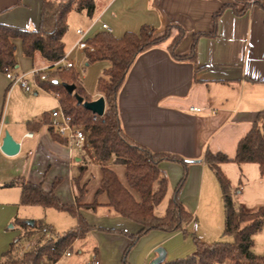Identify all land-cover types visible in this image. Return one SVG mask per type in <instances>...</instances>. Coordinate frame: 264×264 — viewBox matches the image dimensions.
<instances>
[{"label": "crops", "instance_id": "1", "mask_svg": "<svg viewBox=\"0 0 264 264\" xmlns=\"http://www.w3.org/2000/svg\"><path fill=\"white\" fill-rule=\"evenodd\" d=\"M234 2L95 0L93 16H89L86 10L73 11L86 14L89 18L85 26L76 28L78 38V28L88 29V39L100 31H108L103 24H108L110 32L116 37H122L128 31L139 32L145 24L154 26L160 34L167 25L178 24L186 30V34L176 53L187 54L196 34L214 32V14L227 3ZM41 5L42 0H0V22L36 29L40 22ZM239 7L242 5L239 4ZM69 18L70 15L68 29ZM177 32L176 27L172 28L171 38L137 57L119 92L118 106L123 129L131 139L152 151L175 153L192 160L188 164V176L181 192L183 204L195 215L188 230L197 220L196 213L200 216L201 210H204V216L211 219L215 216L217 203L223 202L224 205L220 183L205 160L206 153L221 152L233 159L240 140L255 124H264V119L259 118L260 112L264 111V10L253 5L243 14H237L232 7H226L217 20L216 31L198 37L195 60H179L170 53L168 45ZM67 33L68 30L64 36L66 53L69 57L82 53L86 61L84 50H72L73 47L67 50ZM15 43L16 72L25 73L31 67H38L34 61L40 53L34 57L24 55L30 63L25 68L21 67L25 61L18 53L19 50L23 52L22 41L16 39ZM39 58L43 62L41 67L50 66L42 57ZM109 66L108 60H98L84 69V74L80 76L81 84L92 100L102 96L98 90V79ZM59 104L46 91H26L19 84L12 85L6 73L0 71V261L14 244L17 252L23 253L34 251L48 240L56 239L54 224L49 219L53 212L67 218L72 225L69 229L77 225L76 217L66 210L22 204V182L41 183L46 191L55 188L62 202L75 204V178L79 175V167L87 163L88 170L81 179V184L86 185L84 201L94 200L102 172L93 149L76 151L72 158L66 140L55 138L48 125L37 129L27 126L29 121L42 122L47 116L50 122V113ZM6 131L21 145L15 155H7L1 149ZM27 133L33 136H27ZM111 166L124 179L123 166ZM160 167L169 179L166 195L169 202L184 168L181 163L172 161H164ZM221 168L231 181L237 205L249 210L264 206V174L260 173L257 164H238L231 160L222 163ZM236 175L239 176L237 183L234 182ZM98 200L102 205L96 209H82L94 228L84 238L76 240L72 248L90 234L106 243L100 244V248L93 247V264H112V256L114 263L120 264L117 260L131 240L125 233L116 230L136 233L140 225L111 211L105 205L108 202L106 193L99 195ZM41 212L46 219L44 223L50 226L48 232L42 231V228H26L17 221H39L42 219L39 217ZM112 229H116V233L108 232ZM27 231L31 234L26 235ZM262 231L254 236L253 250L256 253L257 238ZM146 235L144 244L133 249L130 259L134 264H152L160 258L176 259L196 252L195 245H191L188 239L184 240V249L179 252L167 246L182 235L181 231L152 230ZM45 262L53 261L46 259Z\"/></svg>", "mask_w": 264, "mask_h": 264}, {"label": "trees", "instance_id": "2", "mask_svg": "<svg viewBox=\"0 0 264 264\" xmlns=\"http://www.w3.org/2000/svg\"><path fill=\"white\" fill-rule=\"evenodd\" d=\"M238 1L242 3V7L236 2L227 3L214 14V32L217 20L226 7H232L235 13L243 14L252 6L250 0ZM254 5L264 10V0H255ZM95 8V0H42L38 28L28 29L0 22V71L4 73L17 71L16 39L22 41L25 56L34 57L36 53H40L50 64L46 71L47 79L41 81V85L47 90L57 92L65 112L88 132L89 144L100 162L102 172L92 202L84 201L86 185L81 184V179L88 170L87 163L79 167V175L75 178L77 187L75 204L62 202L55 188L46 191L41 183L22 182V204L66 210L76 217L77 225L58 235L56 239L48 240L34 251L18 253L16 245H12L4 253L0 264H45L46 259L52 261L60 259L76 240L84 238L94 228L82 213V209H96L102 205L98 196L103 193L108 196L105 205L111 211L140 225V230L136 233L112 229L125 233L131 240L124 251L123 264H130L128 255L131 249L141 236L152 230L181 231L183 234H189L187 227L194 220L195 215L183 204L181 192L188 176V164L192 160L175 153L152 151L131 139L122 126L118 95L137 57L171 38L172 28L176 27L178 32L173 36L168 49L172 56L179 60H195L198 37L214 32L196 34L191 50L187 54L176 53L178 44L186 34V30L178 24L167 25L162 34L158 33L154 26L145 24L139 32L128 31L122 37H116L109 31H100L94 37L88 38L87 41L96 48L85 49L86 65L98 60L110 62V66L98 79V90L106 101L105 112L99 116L77 101L75 93L81 95L85 101L92 100L81 84L80 73L74 68L52 69L66 54L64 36L68 30L70 13L73 10H86L89 16H93ZM64 82L76 84L75 93L70 94L63 85ZM259 118L264 119V111L260 112ZM43 125H48L53 136L59 138L54 133L48 116L42 122L27 123V126L33 129ZM205 160L215 171L220 183L225 211L224 235L232 236L233 241L206 242L192 233L196 246L194 254L174 260L164 258L156 264H264V255L257 254L253 250L254 236L264 227V206L249 210L237 205L231 190V181L221 168L222 163L231 160L238 164L255 163L260 173L264 174V124L261 126L255 124L240 140L233 159L225 153L208 151ZM164 161L181 163L184 172L169 199L165 213L160 216L156 213V208L165 199L169 188V179L160 167ZM111 164L123 166L124 179ZM17 221L26 228L50 229V226L41 221L35 220L33 223L24 219ZM29 234L31 231L26 232V235Z\"/></svg>", "mask_w": 264, "mask_h": 264}, {"label": "rangeland", "instance_id": "3", "mask_svg": "<svg viewBox=\"0 0 264 264\" xmlns=\"http://www.w3.org/2000/svg\"><path fill=\"white\" fill-rule=\"evenodd\" d=\"M235 2L238 5L239 4L242 5V3L238 0H235ZM250 2L252 3V0H250ZM88 21H89V18L86 16V14H82V13L74 12V11L70 14L69 29H68V33H67L66 40H65L67 43V50H70L73 47V45L76 43V41L79 39L77 37V34H76V28L79 25L85 26L88 23ZM20 51L21 50H19V52H18V53H20L19 54L20 59L25 60L24 63L21 65V67L25 68V66H27V63H30L29 62L30 60H27L25 58L23 52H20ZM39 57H42V56L41 55L38 56L36 58V60L34 61L35 66H38V67H31L29 69V71L32 68H36V69L43 68V67H41L43 62L41 61V58H39ZM42 59H44V58L42 57ZM69 60H72L75 62V67H72V68H74L76 71L81 73L80 76L84 74V69H88L89 65L88 66L86 65L85 56L82 53H74L72 56L70 55ZM45 67L48 68L49 66H45ZM56 68L58 69V66L55 68H52V69L54 70ZM27 72H28V70H27ZM80 126H82V125H80ZM89 149H92L90 144H88L87 147L85 149H83V151L86 152ZM235 178L236 179H234V180H236V181H234V182L237 183L239 176L236 175ZM168 198L169 197L166 196L165 199L163 200V202L156 208V213L158 215L161 216L164 214V212L167 208V205H168ZM41 211H43V210H41ZM204 213H205L204 210H201L200 216H198V214L196 213L197 220L193 224L192 228L188 229L189 234H183L181 232L182 235L178 236V238H174L170 243H168L167 246L168 247H174L179 252L180 249H182V248L184 249V245H185L184 240H186V239H188V241L191 245H193V244L195 245L192 233H195L201 240L206 241V242H214V241H229L230 242V241H233L232 236L224 235L225 211H224L223 202L217 203L216 210H214L215 216L212 217L211 219H208L207 217H205ZM39 214H40L39 217L42 218L40 220H43L41 222L44 223V221L46 219L44 217H42L43 216L42 212ZM49 219H51L53 224H54L55 229L54 230L52 229V230H53V234L55 233L56 236L62 234L63 232H65L66 230H68L72 226L68 223L67 218H64L59 213L57 214V212H53V214H50ZM108 232L116 233L114 230H111ZM145 237H147L146 234L141 236L138 243L131 249V251L128 255V262L130 264H134L130 259V257L132 256V254L134 252L133 249H135L136 247H140L142 245V243L144 244L143 241L146 239ZM100 244L105 245L106 243L103 240L101 242V240H99L96 236H92L89 234L87 239H83L82 241L75 244L73 246V248L71 247L70 249H68L72 252L71 256H66L63 254L64 257L62 258L61 263L62 264H92L95 261V252H94L93 247L95 246V247L100 248ZM195 248H196V246H195ZM256 249H257V253L258 252H264V231H262L261 234L259 235V237L257 238ZM258 254L264 255V253H258ZM111 259L113 262L112 264H115L114 263L115 262L114 256H112ZM174 259L175 258L170 259V260H174ZM151 261L152 260H150L149 263H151ZM117 262L120 264H123V255L121 257H119V260H117ZM45 264H52V262H50V263L45 262Z\"/></svg>", "mask_w": 264, "mask_h": 264}, {"label": "built area", "instance_id": "4", "mask_svg": "<svg viewBox=\"0 0 264 264\" xmlns=\"http://www.w3.org/2000/svg\"><path fill=\"white\" fill-rule=\"evenodd\" d=\"M254 0H252V6L254 5ZM103 27L109 32L111 28L108 24H103ZM77 33L79 39L76 41L74 48L79 50L90 49L95 50V46L87 41L88 29L78 28ZM57 67H75V62L69 60V53H66L65 56L55 63ZM47 68L36 69L32 68L30 71L25 73L17 72H8L6 73L7 78L11 81L12 85L19 84L26 91H46L54 96L59 102V94L55 91L47 90L41 85V81L47 79ZM193 110H198L193 108ZM50 123L53 127L54 132L61 138L65 139L68 145L69 153L72 158L75 156L76 151H81L87 147L89 144L88 132L82 126L75 123L70 115H68L63 109L61 103L58 108L54 109L50 113ZM27 136L32 137V133H27ZM42 231L48 232L46 227L42 228ZM71 251L67 250L64 255H70ZM52 264H62L61 259L52 262ZM93 264V263H92Z\"/></svg>", "mask_w": 264, "mask_h": 264}, {"label": "water", "instance_id": "5", "mask_svg": "<svg viewBox=\"0 0 264 264\" xmlns=\"http://www.w3.org/2000/svg\"><path fill=\"white\" fill-rule=\"evenodd\" d=\"M63 85L67 89V91L70 94L75 93L76 90V84L74 83H66L64 82ZM77 101L79 104H83L85 108L91 110L94 114L96 115H103L105 112V107H106V101L103 96L99 97L98 99L91 100V101H85L84 98L75 93ZM20 143L16 141L13 136L10 134L9 131H6L5 136L3 138V143L1 146V149L4 153L7 155H15L20 151ZM164 258H160L157 261L153 262L152 264L159 263L163 260Z\"/></svg>", "mask_w": 264, "mask_h": 264}]
</instances>
